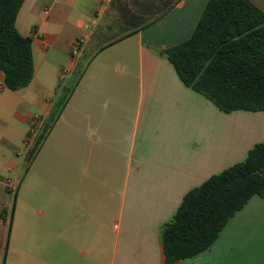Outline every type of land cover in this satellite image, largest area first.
I'll use <instances>...</instances> for the list:
<instances>
[{
	"label": "crops",
	"instance_id": "0c3cea01",
	"mask_svg": "<svg viewBox=\"0 0 264 264\" xmlns=\"http://www.w3.org/2000/svg\"><path fill=\"white\" fill-rule=\"evenodd\" d=\"M159 1L25 0L34 78L12 91L0 72V264H165L161 232L184 196L264 143V112L219 110L164 54L209 0ZM64 102L26 170L34 119ZM176 264H264V198Z\"/></svg>",
	"mask_w": 264,
	"mask_h": 264
},
{
	"label": "trees",
	"instance_id": "16d2710c",
	"mask_svg": "<svg viewBox=\"0 0 264 264\" xmlns=\"http://www.w3.org/2000/svg\"><path fill=\"white\" fill-rule=\"evenodd\" d=\"M24 2L0 0V72L12 91L28 87L35 74L32 39L16 26ZM164 54L185 86L219 110L264 112V12L250 0H209L192 36ZM65 104L46 120L27 153L26 170ZM255 195L264 198V143L184 196L161 232L165 264L209 250L229 220Z\"/></svg>",
	"mask_w": 264,
	"mask_h": 264
},
{
	"label": "built area",
	"instance_id": "2783aa9c",
	"mask_svg": "<svg viewBox=\"0 0 264 264\" xmlns=\"http://www.w3.org/2000/svg\"><path fill=\"white\" fill-rule=\"evenodd\" d=\"M43 126H44L43 118L40 116H37L34 119L33 124L31 125L29 133L26 138V144L29 150L34 146L36 139L38 135L40 134ZM6 184H7V187L9 188V192L12 195H14L17 189L16 183L13 182L12 179H7Z\"/></svg>",
	"mask_w": 264,
	"mask_h": 264
},
{
	"label": "rangeland",
	"instance_id": "374dc122",
	"mask_svg": "<svg viewBox=\"0 0 264 264\" xmlns=\"http://www.w3.org/2000/svg\"><path fill=\"white\" fill-rule=\"evenodd\" d=\"M119 1L120 0H117V3H119ZM121 1L122 3H125L127 7L131 6V8H128V9H130V11H135L136 13H141V11L144 10L142 6H148L149 2L153 3L151 7L155 9L157 13L162 11V4L159 0H138V4L137 2H135V0H121ZM157 1H159V3ZM103 26L104 24H101V29H103ZM120 26L123 27V25H120Z\"/></svg>",
	"mask_w": 264,
	"mask_h": 264
}]
</instances>
